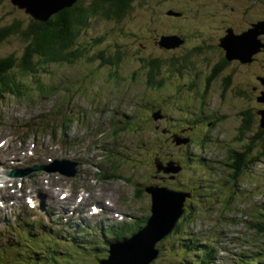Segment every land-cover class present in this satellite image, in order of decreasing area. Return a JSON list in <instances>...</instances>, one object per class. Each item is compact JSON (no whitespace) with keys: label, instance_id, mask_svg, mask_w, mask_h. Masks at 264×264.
Segmentation results:
<instances>
[{"label":"rangeland","instance_id":"obj_1","mask_svg":"<svg viewBox=\"0 0 264 264\" xmlns=\"http://www.w3.org/2000/svg\"><path fill=\"white\" fill-rule=\"evenodd\" d=\"M243 1L244 2L241 3V1L238 0L237 6L241 5L242 7H245L247 5V1L246 0H243ZM225 2H227L230 5V7L219 10L218 16H220L222 19L223 18H235L234 24L239 26L240 28L241 25L243 24V17L239 18L238 16H240V12L239 11L236 12L234 10L235 8L232 5L234 0H231V1L218 0V3H220V5H222ZM180 3L181 2H177L176 4L179 5ZM7 10H8L7 7L0 5V16L10 17L11 13H8ZM253 14L258 15L264 20V0H256V3L254 4ZM210 20H211L210 22H211V26L213 30L209 32L212 33L214 36L220 35L224 29V23L219 17H211ZM97 33L99 37H104L103 41H105V43L108 46H112L110 45V42H111L110 39H108L107 37L108 35H106L102 31H97ZM92 36H94V33L92 34ZM18 43H19L18 38H12L10 41L6 39L4 42L0 44V56H6L3 54V52L6 50L9 52L15 51V55L20 54V52H22V49L17 47ZM126 47L129 50V55L127 59V63L129 64H133V62L141 63V61L144 58L151 57V56H158L162 53H166L165 50L163 51L157 45L148 46V47H140L136 40L128 41V44L126 45ZM178 54H181V53L178 52ZM217 54L219 53H213L214 56H217ZM54 67L57 68V72H55L54 74H51V73L46 74V76L44 77L42 76L44 83L47 86L53 87L52 88L53 92L51 90L44 89L43 94H39L37 90L32 89L31 90L32 98L30 100L16 99L15 97L8 98L7 96L4 99L0 100V113H3L2 117L0 115V141L4 140V143H6L5 147H8V151H10L9 155L11 156L13 153V149L15 147L23 148L25 146V142L21 141L20 134L22 131L27 130V127H23L18 130L17 128L15 129V127L12 126L13 116L21 118V121H18L16 123H22L23 120L30 119L32 114L37 113L38 108H39L38 105L40 106L47 105L48 107H51L54 105L62 104L63 107H65L68 112L71 110V114L68 117L61 118V116L65 115L66 113L65 110H63V113L61 116L60 115L58 116L62 124L69 121L68 120L69 118L75 121L72 124V126L67 130L68 137H71V138H68L70 142H67L66 140L67 138L61 141L60 143L62 144L61 149H59V151L54 154L57 155L59 158H64L68 156H77L80 158V160L83 162V166L80 163L79 169L81 168V174L78 180L79 183L76 182V180H73V178L64 177L58 173H53L56 175H53L51 178H47L45 181L46 182L50 181L48 187L53 188L56 192V195H58L59 191H63V193L65 192V194H68L69 197H72V199L68 201L75 202V205L80 202L78 199L80 197V193L84 192V195L88 196V192H86V189H84L82 186V185H88V189L91 191L90 192L91 194L89 197H85L82 204H80L81 207L85 206V203H88V202L93 203L95 201V198L98 197L99 193L102 192L101 193L102 198L111 199L112 203L114 204V207L117 208V211H120L126 215L124 219L122 218L119 219L115 217L116 218L115 220L118 221L117 224L119 227L121 225H125V222L130 221L129 219H131L132 215H133L132 217L133 219H137L139 216H141L142 214H145L148 211V206H147L149 205L148 198L146 196H139V197L135 196L134 197L133 196L134 186L132 184H129V180L126 181V179L124 178L122 180H125V181L118 180V181H112L110 183L103 182L100 185L93 180L94 176L92 175L91 170H89L88 166H89V163H92L90 165L93 168H95V166L98 165L97 163H93V162L99 160L98 156L101 154V152L99 151H101L102 149H100L99 151H96L97 148H95L91 144L90 145L88 144L90 136L86 132L92 126L90 125L92 120L93 119L96 120L97 116L96 115L94 116V113H91V111H88L86 113L88 115L86 119L87 121H90V120L91 121L89 123H86L84 122L86 115H81V117L79 115V107H82V105H85L86 107H88V109L86 110H92L96 104L103 102L107 99L108 93L106 94L105 92L103 94H100V93L103 90L109 91L110 88L107 86L104 78L97 79V76L100 77L102 75L107 74L106 70H108L109 68H102L100 71H98V73L96 74L93 80L92 79L86 80L85 84L87 87H91L93 83H97L99 86H97L96 88L79 89V90L72 88V89L66 90V89H63L62 85L63 83L67 81L69 82L73 81L75 74H76L77 66L66 65V66L61 67L60 69L57 66H54ZM198 67L200 69L209 68L213 70L212 65L199 64ZM230 68H234L235 71H231ZM230 68L229 70H225V73L227 74L226 77H228V80H218L217 91H220L223 88H228L232 93H234L232 89V84H234L236 80V82L239 83V86L243 89V91L236 92V94L243 95L246 91L248 94L253 95L252 100L250 102L257 105L256 108L255 106H253V108L254 110H256L255 111V113H257L256 116H258L260 113V109L263 107V104L261 101L260 102L258 101L257 97L258 96L264 97V93H262L264 91V84L262 83V77L264 78V50H262L258 54L257 61L251 62V63L235 61L234 63L231 64ZM80 71L86 73V71L84 70H80ZM185 76H188V75L185 73ZM55 86H58L59 88H54ZM47 94L49 96L48 98H46ZM209 97L212 99H217L219 98V95L217 94V92H211L209 93ZM227 100L232 102L231 98H227ZM242 100L247 102V99L244 97H242ZM242 100L239 97H237V99L234 101L236 103H240V105L243 106ZM102 105L105 110L107 111L111 110V108L106 102H103ZM244 107H251V106L246 103ZM169 108H174V106L169 103L166 106V109H169ZM125 109H127V110H124L126 112H128V110H131L130 107H126ZM133 111L136 113L138 112L137 116H139L138 125H139L140 132L146 133L147 135L153 134L152 132L153 129L147 125L148 119L146 115H149L147 114L149 113V111L144 108H142L140 111V108H138L137 106L135 107V110ZM131 121L132 120L126 121V125H128V123ZM234 121L236 120L228 119V121L225 122L222 126V128H224V130H226L230 134V136L234 132V129L236 127V123ZM135 123L136 122H134L133 124H129V128L135 129L134 127ZM105 127L106 125L104 126V128ZM110 130H111L110 127H106V133L104 134V136H106L105 141L102 140L100 136H95L93 139V143L97 142V143L106 145V147H110V143H109L110 138H111ZM125 131L127 133L135 132V130L134 131L125 130ZM61 132L62 131L60 130L58 133H61ZM42 135L43 133L39 132V137L31 136L27 140L26 143H28L32 149L33 143L37 144L38 142L40 144L42 142ZM45 139L46 137L44 138V140ZM140 140L146 142V146H141V147L143 148L149 147L148 142L142 137H138L136 139H130L124 142L128 150V153L134 155L133 157L130 156L133 159L132 161L128 160V162L126 163L124 162L120 163L119 157L113 156L111 154L109 155V158L111 160H115L116 163L123 165L118 168L117 171L119 173L123 174L129 179H130V174H133L139 179L138 181L144 182L146 178H149L148 173L151 172V171H148V168H147L149 167V165L144 162H149L150 157L157 155V154H156V150L150 152L151 149H147L146 151L142 153V155H138V153H135L136 149L140 147L138 145V142ZM214 143L216 144V142ZM215 144L211 145L210 143V146L212 147ZM263 146H264V141H263ZM46 147H47L46 150H50V145L43 146L42 148L44 149ZM74 158L77 159L76 157ZM10 160L12 159L9 157V161ZM109 165H111V163H109ZM101 166L108 168V165L104 162L101 163ZM253 168L250 173H247L250 179H252L255 176L256 177L261 176V175L263 176L264 171H262V168L255 169V170H253ZM256 170L260 173V175L254 174ZM190 175H191V171L187 169L184 172V174L180 177V179L171 181V183L173 184V187H176L177 184H179L182 181L189 182ZM136 177H132L131 179L132 183L136 182V179H137ZM167 178L171 180L170 177H167ZM259 180L260 181L264 180V177L259 178ZM23 182H25V180H23ZM149 182L151 183L153 182V180L150 178ZM33 191H34V188H33ZM246 197L247 196L244 195V198ZM52 201H53L52 199L49 200L50 203ZM257 201H264V192L257 193ZM47 205H49V203H47ZM223 205H224L223 203L218 202L217 204H213L212 206L208 204L205 206L204 209H202L199 206L196 208L195 214L200 216L202 220H207V219L211 220L213 225L217 226L218 229H222L228 232L237 230L240 234L243 235L242 228H241L243 226L242 225L234 226L237 222L234 218H231L228 216L229 218L224 219L222 216L219 215L221 210L224 208ZM229 206L230 205H228V207ZM199 209H202L203 211L198 212ZM112 211H114V209L111 210V213L102 211L99 215L96 216L95 219H100L104 217L105 215L110 217L109 214L113 215ZM149 211H150V208H149ZM128 215H130V217H127ZM75 216L79 217L81 216V214L76 213ZM251 217H252V214L249 211H247L245 214L246 220L250 221ZM198 224L201 225L202 224L201 221H198ZM248 234H252V232ZM231 235H237V234H231ZM163 257L164 256H162V258ZM161 262L162 260L160 261L159 264H161Z\"/></svg>","mask_w":264,"mask_h":264},{"label":"trees","instance_id":"obj_2","mask_svg":"<svg viewBox=\"0 0 264 264\" xmlns=\"http://www.w3.org/2000/svg\"><path fill=\"white\" fill-rule=\"evenodd\" d=\"M195 3L201 2L202 0H191ZM252 2V8H246V10L250 13L251 10L254 9V4L256 0H247V4ZM134 0H76L69 7H64L59 9L57 12H53L46 19H34L30 16L21 15L20 11L17 7L12 6L10 0H0V4L2 6L9 4L8 13H12V17L10 16H0V41L9 36H16L18 39L22 40L25 44V50L22 54V60L19 63H16V66L20 70L21 76H29L33 80H37V83L41 82V77L46 74H54L57 72V66L59 69L63 66L69 64L70 66L79 65L86 66L89 68L91 64V59L98 57L99 59L103 57V49H95L92 46L93 40L88 37L92 33H85L88 30V27L91 26L94 21L102 18L109 19H121L124 14L129 12L127 9L133 6ZM184 2H188V0H184ZM212 8V14L218 12V8L215 5L214 0H210ZM74 4V5H73ZM5 7V6H4ZM12 7V8H11ZM241 8L239 7L238 11ZM16 10V11H12ZM17 12L19 14H17ZM208 14L206 18H209ZM124 20V18H123ZM246 21H251L250 17H245ZM206 23V20H205ZM133 23L126 22L125 27L130 29L133 27ZM210 26V25H209ZM208 25H204L203 27L192 28L191 25H182L180 30L182 31L185 39H186V48L188 51L191 48L195 47L196 51L186 52L190 57L198 56L201 57L204 62H210L214 64V71L219 73V75H226L224 69L231 66V61H229L225 55L217 54L214 56L213 53H218L217 50L213 51L214 46V37L207 32ZM93 27V26H92ZM98 33L94 34V38L97 39ZM264 42V39H263ZM218 49V47H216ZM120 52V48L118 49ZM210 53V54H209ZM122 54L120 60L123 59ZM72 61V63H71ZM14 62V60H13ZM12 62V63H13ZM16 62V59H15ZM11 63L10 60L5 61L4 66H7ZM11 63V64H12ZM54 63V64H53ZM150 63V62H149ZM199 63V62H197ZM148 64V63H147ZM152 65V66H151ZM162 62L155 61L150 63L151 71L153 69L154 73H164L167 76H170L171 72H177L176 69H161ZM113 66L109 68V72L112 71ZM231 71H235L234 68H230ZM5 71V68L2 70ZM17 74H12L10 78H3L1 81L3 85V89L0 91V97L3 96L5 92H14L7 88L10 84H15L16 88L18 86H24V89H27V85L24 81H22V77ZM18 78V79H17ZM225 80H228V77H225ZM227 91H230L228 88H225ZM232 89L234 92L243 91L239 86V83L236 82L232 84ZM231 92V91H230ZM27 97L31 98L32 92L27 89L24 91ZM244 95H247V102L245 104H249L251 107H248L249 111L248 115H245L241 118H245V122H249V128L239 129L238 132L235 133L234 141L237 144H241L244 138V135L249 133V140L245 142V147L248 151L253 152L255 149L251 144L250 136L251 130L253 129L252 118H256V113L253 106L255 104L251 103L253 95H248L246 92ZM246 110V109H245ZM253 112V114H252ZM255 113V115H254ZM254 124V123H253ZM261 156H264V148L260 152ZM235 160H239L235 158ZM235 165L236 168L242 169L247 164L246 161ZM221 202L224 204L223 209L219 213L220 216H224L226 212H230L231 217H235V210L232 209L231 200L227 196H222L220 198ZM228 205H230L228 207ZM193 210V208H190ZM240 216L239 211L237 210V218ZM186 220V219H185ZM196 219L190 220L187 224L190 225L195 222ZM253 230L256 234L264 237V216H255L253 219ZM250 225V224H249ZM185 228L184 221L181 222L177 230L178 232ZM24 239V237H23ZM183 241L179 247V249L171 252L174 256V259L178 260L176 264H212V258H204L201 253L205 251L207 248H204L194 243L195 245L191 248L189 245L184 244ZM14 246L13 244H11ZM16 245L21 246V243H16ZM60 242H54L53 245L49 244L46 247V254L50 255L51 261H59L58 256L61 254V251L56 255V250L54 246H59ZM69 249H72V246L69 245ZM71 250L69 251L70 256L73 257ZM193 252L194 255L197 256L198 262H191L193 257H190V253ZM200 254V255H197ZM93 256L95 253L93 252ZM43 259H46L45 253L38 250V254H35L33 261L41 264ZM31 261V260H30ZM14 264H19L17 261H14ZM32 263V261H31ZM67 264H76L72 258ZM170 264H173V261H170Z\"/></svg>","mask_w":264,"mask_h":264},{"label":"water","instance_id":"obj_3","mask_svg":"<svg viewBox=\"0 0 264 264\" xmlns=\"http://www.w3.org/2000/svg\"><path fill=\"white\" fill-rule=\"evenodd\" d=\"M15 1V0H14ZM21 6H25L27 12L31 13L34 18L46 19L50 14L56 12L61 6L71 4L74 0H16ZM71 2V3H70ZM264 32V21L253 24L252 28L242 34H235L229 30V34L223 38L222 46L227 49L229 59L239 58L243 62L250 61V52H258L264 43L258 38V35ZM263 98H261L262 100ZM263 113V112H262ZM264 114V113H263ZM264 123V120H263ZM169 170V169H167ZM154 194L153 212L150 224L144 232L139 234L132 242H125L121 245L126 256L140 257L143 256L140 264H147L151 259L156 257L154 245L163 235L167 234L174 224L175 220L182 213V203L184 194H173L174 209H170L165 202L169 192L165 189L151 188ZM165 229H161V228Z\"/></svg>","mask_w":264,"mask_h":264},{"label":"bare ground","instance_id":"obj_4","mask_svg":"<svg viewBox=\"0 0 264 264\" xmlns=\"http://www.w3.org/2000/svg\"><path fill=\"white\" fill-rule=\"evenodd\" d=\"M73 5H74V4H73ZM134 101H135V103L137 104V100L135 99ZM120 111L122 112L123 110L120 109ZM96 126H97L99 129H98V131L96 132L95 136H100V137L102 138V140L105 141L106 136H104V134H105L106 132H102V131H101L100 124H99V125H96ZM91 143H93V140L90 142V144H91ZM46 149H47V147L44 148L45 151H53V150H55L56 148H55L54 146L50 145V150H46ZM262 150H263V149H261V151H262ZM6 156H7L6 151H5V150H0V161H5V160L9 161L7 158H5ZM167 177H169V175H167ZM170 179H176V176L173 174V175L170 177ZM34 184H35V186H39V187H41L45 193L50 194L51 196H55V195H56V192H55V191H53L50 187H46L43 178H39V179H37V180L34 182ZM12 188H14V185H12L10 182H7L5 185L0 186V195L3 196V195L14 194V193H12V192H15V190H12ZM19 200H20V199L17 198V199H15L13 202H18ZM99 200H101V199H99ZM109 200H111V199L105 198V199L101 200V202H102L101 205H105L107 208L110 209L111 204H110ZM0 202L3 204V205H0V210L3 211V212L6 211V210H8V209H11V208L15 205V203L10 204L8 201H0ZM212 219H213V217H212ZM98 221H99V219H98ZM96 224H97V223H96ZM93 228H95V227H93Z\"/></svg>","mask_w":264,"mask_h":264},{"label":"flooded vegetation","instance_id":"obj_5","mask_svg":"<svg viewBox=\"0 0 264 264\" xmlns=\"http://www.w3.org/2000/svg\"><path fill=\"white\" fill-rule=\"evenodd\" d=\"M10 1H12V0H10ZM12 4V3H11ZM0 5H3V4H0ZM5 7L6 6H8V7H10L9 6V4H6V5H4ZM12 6H14V7H17V6H15V5H13L12 4ZM143 7V6H142ZM12 8V7H11ZM131 8V7H130ZM130 8H128L127 10H129ZM17 9L20 11V12H22V13H24V15L26 16V18H27V16H30L29 14H27L26 12V9L24 8V9H20L19 7H17ZM12 11H16V10H12ZM30 17H32V16H30ZM33 18V17H32ZM151 63V62H150ZM150 63H148V66H149V68H150V70H151V67H150ZM152 66V65H151ZM152 72H154L153 71V69H152ZM196 94H197V92H196ZM221 102L223 103V99H221ZM241 122H242V124H240V125H238V128L239 129H244V128H249V126H248V124H249V122H245V118H243L242 120H241ZM249 125H251V124H249ZM166 127H168V125L166 126ZM247 140H249V133H247V135L245 134L244 135V138H243V140H242V143H245V142H247ZM261 149H263V148H261ZM172 175H169V177H171Z\"/></svg>","mask_w":264,"mask_h":264}]
</instances>
